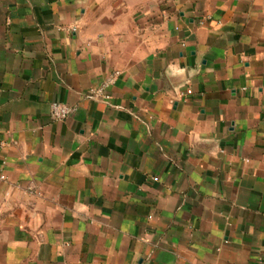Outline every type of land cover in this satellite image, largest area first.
Returning a JSON list of instances; mask_svg holds the SVG:
<instances>
[{
	"label": "crops",
	"instance_id": "obj_1",
	"mask_svg": "<svg viewBox=\"0 0 264 264\" xmlns=\"http://www.w3.org/2000/svg\"><path fill=\"white\" fill-rule=\"evenodd\" d=\"M0 264H264V0H0Z\"/></svg>",
	"mask_w": 264,
	"mask_h": 264
},
{
	"label": "built area",
	"instance_id": "obj_2",
	"mask_svg": "<svg viewBox=\"0 0 264 264\" xmlns=\"http://www.w3.org/2000/svg\"><path fill=\"white\" fill-rule=\"evenodd\" d=\"M119 73H115L108 83H106L102 87L91 89L90 93L88 94V98L96 100V99H104V100H110V95L106 92V89L109 85L114 83L115 79ZM75 112V109L72 107H69L68 105H65L63 103L55 102L51 105V118L56 121H63L69 116L73 115Z\"/></svg>",
	"mask_w": 264,
	"mask_h": 264
}]
</instances>
